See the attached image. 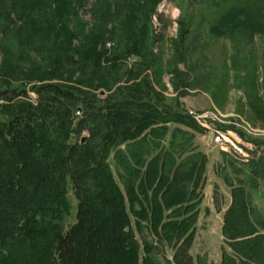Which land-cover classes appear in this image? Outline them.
Wrapping results in <instances>:
<instances>
[{"label": "trees", "instance_id": "1", "mask_svg": "<svg viewBox=\"0 0 264 264\" xmlns=\"http://www.w3.org/2000/svg\"><path fill=\"white\" fill-rule=\"evenodd\" d=\"M87 1L0 0V264H214L191 253L208 162L193 142L201 129L147 76L119 85L113 66L121 56L151 59L158 0H95L91 25L77 15ZM227 10L213 33L264 34V0H249L248 14ZM186 35L180 28L178 61ZM249 105L264 124V107ZM240 134L256 153L221 152L230 203L218 264H264V139ZM132 220L152 242L138 241Z\"/></svg>", "mask_w": 264, "mask_h": 264}, {"label": "rangeland", "instance_id": "2", "mask_svg": "<svg viewBox=\"0 0 264 264\" xmlns=\"http://www.w3.org/2000/svg\"><path fill=\"white\" fill-rule=\"evenodd\" d=\"M48 1L62 8L67 0ZM94 1L88 0L83 8L77 10L82 24L93 23L91 4ZM231 6L239 7L243 14L249 13V0H158L156 13L151 18V28L161 39L154 45V53L149 56L151 59L144 63L145 60L139 56H121L113 65L117 67V75L122 78L119 85L133 83V80L125 81L128 78L137 76L136 81H139L147 76L155 92L164 97L166 103H180L201 129V132L195 133L193 142L196 149L207 156L208 162L191 253L205 256L209 263L214 264L219 262L222 216L230 203V188L216 171L223 158L213 144L209 131L211 128L224 130L220 126L226 127L225 130L240 137L243 147L252 150L250 157L256 153L255 147L245 141L240 132L247 138L264 139V124L254 118L249 105L254 101L264 107V34L249 37L240 31L232 35L213 33L211 27L225 16ZM174 10H178L179 14H175ZM180 28H185L187 35L182 45L183 57L178 61L176 46ZM118 38L114 47L119 49L122 45ZM110 43L108 41L106 44L108 48L111 47ZM8 48L13 52V57L18 55L19 47L13 41L8 43ZM38 53L30 51L28 56L35 62H43ZM114 54L122 55L119 52ZM23 58L27 59L26 56ZM2 62L0 34V66ZM86 68L89 73V67ZM95 92L100 97L108 94L103 89ZM28 95L34 99L32 92H28ZM110 165L122 188L112 160ZM67 197L72 206L70 223L73 221L76 199L70 189ZM132 228L140 243L153 241L144 225L137 229L132 220ZM164 254L170 257L168 252ZM155 258L161 259L159 254Z\"/></svg>", "mask_w": 264, "mask_h": 264}, {"label": "built area", "instance_id": "3", "mask_svg": "<svg viewBox=\"0 0 264 264\" xmlns=\"http://www.w3.org/2000/svg\"><path fill=\"white\" fill-rule=\"evenodd\" d=\"M199 123L203 126L208 127L204 123ZM209 133L216 148L231 157L246 160L250 157V154H252V150H250L249 147L242 146L243 144L240 137L236 134L233 135L229 132V130H219L218 128H211Z\"/></svg>", "mask_w": 264, "mask_h": 264}, {"label": "water", "instance_id": "4", "mask_svg": "<svg viewBox=\"0 0 264 264\" xmlns=\"http://www.w3.org/2000/svg\"><path fill=\"white\" fill-rule=\"evenodd\" d=\"M77 113H78V114L80 113V109H79V108L77 109ZM84 140H85V137H82V138H81V142H84Z\"/></svg>", "mask_w": 264, "mask_h": 264}, {"label": "clouds", "instance_id": "5", "mask_svg": "<svg viewBox=\"0 0 264 264\" xmlns=\"http://www.w3.org/2000/svg\"><path fill=\"white\" fill-rule=\"evenodd\" d=\"M174 12H175V14H177V15L179 14V13H178V10H174Z\"/></svg>", "mask_w": 264, "mask_h": 264}]
</instances>
